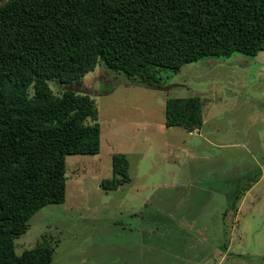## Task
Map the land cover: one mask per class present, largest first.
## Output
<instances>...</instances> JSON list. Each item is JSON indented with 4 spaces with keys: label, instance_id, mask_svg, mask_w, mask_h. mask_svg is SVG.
<instances>
[{
    "label": "rangeland",
    "instance_id": "374dc122",
    "mask_svg": "<svg viewBox=\"0 0 264 264\" xmlns=\"http://www.w3.org/2000/svg\"><path fill=\"white\" fill-rule=\"evenodd\" d=\"M160 76L147 85L98 64L72 86L95 101L100 151L66 156L65 201L30 217L17 254L48 241L51 264H264V51ZM191 95L201 127L166 126V100ZM115 152L129 179L106 190Z\"/></svg>",
    "mask_w": 264,
    "mask_h": 264
},
{
    "label": "trees",
    "instance_id": "16d2710c",
    "mask_svg": "<svg viewBox=\"0 0 264 264\" xmlns=\"http://www.w3.org/2000/svg\"><path fill=\"white\" fill-rule=\"evenodd\" d=\"M259 51L264 0H0V264L52 262L50 242L17 254L15 238L40 208L65 201L66 156L100 151L95 101L72 87L98 64L159 85L161 69ZM202 122L199 96L166 100V126ZM128 168L113 153L100 187L118 188Z\"/></svg>",
    "mask_w": 264,
    "mask_h": 264
},
{
    "label": "crops",
    "instance_id": "0c3cea01",
    "mask_svg": "<svg viewBox=\"0 0 264 264\" xmlns=\"http://www.w3.org/2000/svg\"><path fill=\"white\" fill-rule=\"evenodd\" d=\"M203 123V122H202ZM192 131V130H191ZM226 215V214H225Z\"/></svg>",
    "mask_w": 264,
    "mask_h": 264
}]
</instances>
